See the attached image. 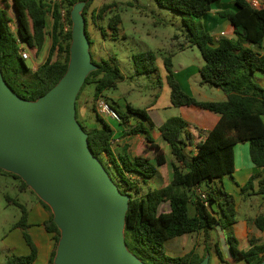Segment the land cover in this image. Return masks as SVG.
<instances>
[{"label":"trees","instance_id":"trees-1","mask_svg":"<svg viewBox=\"0 0 264 264\" xmlns=\"http://www.w3.org/2000/svg\"><path fill=\"white\" fill-rule=\"evenodd\" d=\"M79 1L87 2L82 15L91 48L93 41L88 32L89 25L97 27L98 33L105 37L107 34L98 21L105 19L111 5L90 10L94 0H0V70L8 86L19 97L35 100L64 75L71 41L70 10ZM131 1L127 2L128 6L133 5ZM216 1L154 0L158 7L181 16L185 33L183 40L177 44L178 49L196 46L204 61L198 69L202 81L220 89L225 96L222 101L196 100L185 93L175 79L172 65L174 53L171 51L162 59L171 105L177 108L193 107L218 116L215 125L197 142L193 141L187 129L188 123L180 116L166 119L159 127L161 139L170 147L174 158L172 179L168 184L159 188L150 187L157 174V166H163L166 159L162 149L154 143L150 132L152 124L145 108L127 103L121 111L105 95L106 90L115 88L124 79L114 57L95 61L91 55L97 69L89 73L83 87L92 84L94 96L90 108L84 113L87 118H82V123L78 119L80 112L77 102L83 87L77 96L76 119L88 134L90 150L102 162L120 192L130 197L125 218V242L128 250L145 264H198L207 253L210 254L209 245L204 246L201 254L190 250L181 256L170 257L165 254L164 244L194 233H202L207 240L210 231L215 229L226 233L235 262L260 264L264 260V242L258 238L249 237L248 249H239L238 240L231 229L235 223L236 201L216 185L217 181L224 176L231 177L234 172V146L247 142L252 164L263 170L256 194L264 196V87L255 77L256 73L264 74V53L261 51L264 43V0H261L260 6H254L248 0H232L233 8L218 10L217 15L232 25L234 36H220L215 40L203 29L201 18L210 12L211 5ZM12 7L16 9V32L11 28L14 21ZM63 7H67L64 22L61 20ZM48 15L52 19L50 28L47 27ZM120 24L118 14L108 18L107 28L111 31V39L120 29ZM47 36L50 47L46 59L36 69L28 67L21 57L18 42L39 54ZM176 38L178 40V35L173 36V39ZM157 59L152 50L131 56L134 72L137 75L154 74L161 87L162 77ZM99 98H104L116 112L120 118L119 124L129 123L130 117L136 121L134 125L127 126L128 130L123 134L134 136L143 133L142 153L130 156L126 152L112 151L114 121L96 111ZM89 119L94 120L95 125L84 124ZM192 146L194 153L186 150ZM148 151H151L152 158L144 155ZM0 174L20 180L22 190L29 189L18 176L1 169ZM254 178L252 176L242 190L251 189ZM200 190L205 194V199L200 197ZM30 192L33 193L32 190ZM38 200L49 215L44 226L54 240L48 261V264H52L60 234L49 207ZM163 204L169 205L167 212L160 209ZM190 205L194 209L193 215L190 214ZM19 207L22 215L14 228L21 229L30 252L27 255H12L3 264H32L37 256L36 247L27 232V210ZM253 223L264 230V213L257 215ZM214 248L220 260L224 261L218 244Z\"/></svg>","mask_w":264,"mask_h":264},{"label":"water","instance_id":"water-1","mask_svg":"<svg viewBox=\"0 0 264 264\" xmlns=\"http://www.w3.org/2000/svg\"><path fill=\"white\" fill-rule=\"evenodd\" d=\"M86 3L70 10L67 68L44 95L19 97L0 70V169L18 176L49 207L60 234L52 264H145L125 242L130 197L94 156L76 119L77 96L97 69L82 15Z\"/></svg>","mask_w":264,"mask_h":264},{"label":"rangeland","instance_id":"rangeland-1","mask_svg":"<svg viewBox=\"0 0 264 264\" xmlns=\"http://www.w3.org/2000/svg\"><path fill=\"white\" fill-rule=\"evenodd\" d=\"M131 0H94L90 10L98 9L103 5H111L110 11L106 14L104 20L98 21V25L104 28L105 37H102L98 33L97 27L92 24L89 25L88 32L93 41L90 53L95 61L100 59H107L114 57L116 64L119 67L124 79L118 83L115 88L106 90L105 95L111 98H122L132 106L137 108H145L154 99V96L161 92V87L157 83V77L154 74L151 75H137L134 72L131 56L135 53L152 50L155 52L158 58V64L160 66L159 72L165 73L163 68L162 59L164 56L174 53L172 56L173 71L175 79L180 85L190 89L192 86L193 97L200 101H222L224 100L223 92L210 86L202 81L198 69L203 65L204 61L200 54L199 49L196 46L186 47L183 50L178 49L177 44L184 38L185 29L182 23L181 16L172 11L158 7L154 0H136L131 1L132 6H128L127 2ZM220 4V3H219ZM213 3L208 16L213 18L214 22H211L213 29L218 28L222 24V20L214 13V10L218 6L219 9L228 8L232 4L223 3L217 5ZM217 7V8H218ZM67 7H63L65 12ZM218 11V10H217ZM114 14H118L121 17L120 29L114 34V38L111 39V31L107 28V20ZM11 15L14 17V21L11 25L13 31L16 32L18 25L16 24V9L12 7ZM52 19L48 15L47 27L50 28ZM201 24L204 30L205 26L204 18H201ZM220 28V27H219ZM213 29L208 30L213 34ZM207 31V32H208ZM223 32H227L226 30ZM174 35H178V40L173 39ZM214 35V34H213ZM221 34H218L214 39L217 40ZM50 47V38L46 37L43 49L36 54L35 49H27L30 53V58L25 59V63L28 67L32 68L34 62H42L47 56L48 49ZM264 50V43H263ZM262 74L263 73H258ZM189 85H188V84ZM191 91V90H190ZM94 96V86L92 84L85 85L80 93L78 99V107L80 112L79 121L82 123V118L85 116V111L90 108L91 101ZM188 110V111H186ZM182 109L172 107L170 109H160L157 114L150 113L146 110L149 118L167 119L171 116H180L183 119L191 121L193 119L201 118L203 112L199 110ZM85 117H84V116ZM90 121V120H89ZM194 123V122H192ZM134 125V124H133ZM138 144V139H133L130 145L135 148ZM115 152L121 151L122 143L113 144ZM166 175V169L163 170ZM20 180L13 179L7 175L0 174V264L3 263L9 252L8 246L10 243V229L11 225L19 220L21 211L14 205L7 201V198L11 200L21 201L22 197L19 195L16 189V184H20ZM162 183V179H161ZM157 182H151V188H158L162 184ZM193 206L190 205V214L193 212ZM240 214V213H239ZM240 216V215H239ZM186 235L168 240L164 244V251L167 256L176 257L181 256L190 250H200L203 244L204 236L202 233H194L186 237L185 247H179V243ZM20 249V248H19ZM16 253H21L20 250H16ZM209 264H223L219 261L212 247Z\"/></svg>","mask_w":264,"mask_h":264},{"label":"crops","instance_id":"crops-1","mask_svg":"<svg viewBox=\"0 0 264 264\" xmlns=\"http://www.w3.org/2000/svg\"><path fill=\"white\" fill-rule=\"evenodd\" d=\"M216 2H217V5H220L223 3L232 4L231 3L232 0H218ZM217 7L214 10L215 14H217L216 13L217 10H221L219 9V7L218 8ZM228 8H231V6ZM209 13L210 12L206 13L203 16L204 21H205V26L207 27L205 31H208V30L210 31L213 29L211 22H214V20L213 18L208 16ZM221 20H222V24L219 26L220 28L218 27V28L213 29L214 35L211 33L210 34L212 35L213 38L217 37L218 34H221L220 36H227V37L232 38L234 36L232 25L225 19L221 18ZM225 30L227 31L226 33L223 32ZM261 51L262 53H264L263 49ZM45 59L46 57L44 58V60ZM42 62H34L32 69H36ZM157 64H158V59H157ZM158 67L160 70L159 64H158ZM160 75L162 77V84H163V86L161 87L162 88L161 92L158 93L157 97L154 98L148 104L147 107H145V110L149 111L150 113H154V114L155 112L157 114V111H159L160 109H170L173 107L170 103V89L165 82V73L163 74L160 73ZM255 77L257 79V82L262 87H264V75L262 74L260 75L256 73ZM180 86L185 93L189 94L192 97L194 96L192 93V86L189 87L190 89H186V87L182 85ZM224 99H225V96H224ZM111 101L114 102L119 108V110L121 111L124 110L126 104L128 103L127 101H124L122 98H117V99L111 98ZM179 108L191 109L190 111L198 110L193 107H179ZM202 112L204 113L203 116L199 115L201 118L192 120V122L194 123L184 119L188 123L187 129L190 132L191 136H193L194 142H197L201 138H203L204 134L207 131H209L218 120L217 115L209 113V112H205V111H202ZM149 119L152 124L150 132L154 139V143L157 144L162 149L165 159H166V163L163 166H157V174L154 180L152 181V182H155L157 180V182L161 183V179H162V183H161L162 185L160 186L162 187L168 184L170 180L172 179V162L174 161V158L171 154L170 147L161 139V135L159 132V127L162 125V123L166 119L163 120V119L158 118L156 119L157 121H155L154 118L152 117ZM89 120L90 122L85 121L84 124L91 125V126L95 125L94 120H91V119ZM135 123L136 121L131 117H130L129 123L127 124H119L117 122H113V125L115 128V135H114L115 138L111 146V149L113 152H115V149L113 147L114 143H117V144L122 143L121 151H118L115 153L126 152L130 156H135L143 152V148H144V139H143L144 134L143 133H140L134 136L123 134V131L128 130L127 126H132ZM199 133L201 135H199ZM135 138L138 139V144L134 148L130 145V142ZM186 150L187 151L191 150L192 153H194L195 151L193 146L187 147ZM144 155L152 158L151 151H148ZM103 159H105V156H103ZM234 167L235 169H234L232 176L231 177L224 176L220 181L216 182V185L218 187H221L225 192L231 194L236 201L237 208H236V215H235V223L232 225L231 229H232L233 235L238 240L239 249L246 250L249 247V241H248L249 237L258 238L260 242H264V230L258 229L253 223V219L257 215L264 213V196L261 194H256L258 186H259V180L262 178L263 170L262 168H258L252 164L250 155H249V145L247 142L238 143L234 146ZM164 169H166L167 176L162 177V175L164 174V171H163ZM252 176L255 177L252 182V188L248 190H242V187L248 182V180ZM15 187L19 195H21L22 200L16 201V200H11L7 198V201L10 202V204L16 205L20 209V211H21V208L19 207V205L23 206L27 210V218H26V225L28 226L27 232L37 250V256L32 264H48L51 252L54 248V240H53L52 234L46 232L45 226H44V222L48 219L49 215L42 207L41 203L38 200V197L35 194L30 192V189L22 190L20 188V184H16ZM160 209L163 212H167L169 210V205L163 204L160 207ZM193 213L194 211L191 214L193 215ZM21 215H22V211H21L19 220L11 225L10 235H9L10 243L8 246L9 254L6 260L12 255H17V256L27 255L30 252V249L25 242L21 229L14 228V225L20 221ZM189 235L191 234H187L186 237ZM209 236L210 237L207 240H205L204 238L201 249L194 250L195 252L201 254L204 246L206 245H209L211 250L213 247L215 251L214 246L215 244H218V247L221 249L223 258H224V261L220 260V258L217 256L216 251H215V254L218 257L220 262H222L223 264H245L243 261L235 262L233 260L232 255L230 253L229 244L226 238V233L224 231L215 229V230L210 231ZM186 237L180 241L178 245L179 247L181 248L185 247ZM16 250H20L21 253H16L17 252ZM209 255H211V253ZM209 261H210V258H209Z\"/></svg>","mask_w":264,"mask_h":264},{"label":"built area","instance_id":"built-area-1","mask_svg":"<svg viewBox=\"0 0 264 264\" xmlns=\"http://www.w3.org/2000/svg\"><path fill=\"white\" fill-rule=\"evenodd\" d=\"M251 4L254 6H260L261 5V0H248ZM65 19V13L64 11H61V20L64 22ZM20 46V54L21 57L25 60L30 58V53L26 49V47L23 46L21 41L18 42ZM96 111L107 118H111L114 122L119 123L120 118L117 116L116 112L111 108V106L108 104V102L104 98H99L96 102L95 105ZM114 141V140H113ZM199 195L202 199H205V194L200 190Z\"/></svg>","mask_w":264,"mask_h":264}]
</instances>
